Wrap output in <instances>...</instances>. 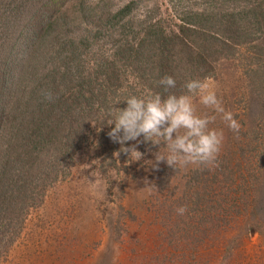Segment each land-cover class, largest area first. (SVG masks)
<instances>
[{"label":"trees","instance_id":"1","mask_svg":"<svg viewBox=\"0 0 264 264\" xmlns=\"http://www.w3.org/2000/svg\"><path fill=\"white\" fill-rule=\"evenodd\" d=\"M141 2L113 8L106 0H0V261L20 237L28 212L82 156L92 129L101 152L120 151L107 135L109 113L124 108L115 103L120 94H188L189 80L213 78L220 62L243 52L249 83L264 88V0H202L203 6L186 8L175 0L173 25L156 5ZM166 76L176 81L167 91L159 84ZM221 165L192 170L181 201L207 206L209 182L245 201L239 210L248 209L253 188L264 194L248 170L261 186L244 178L247 190L235 188L236 181L227 184ZM263 172L259 167L264 181ZM217 191L218 200L227 197ZM262 206L264 198L253 204Z\"/></svg>","mask_w":264,"mask_h":264},{"label":"rangeland","instance_id":"2","mask_svg":"<svg viewBox=\"0 0 264 264\" xmlns=\"http://www.w3.org/2000/svg\"><path fill=\"white\" fill-rule=\"evenodd\" d=\"M127 1L106 0L113 8ZM172 1L142 0L141 6L151 9L156 5L159 15L173 25ZM193 5L203 6L202 0L180 2L183 8ZM249 69L243 52L234 60L220 62L211 78L223 108L240 123L239 133L193 97L196 115L215 116L209 129L224 135L218 163L225 169L219 171L224 170L227 184L236 181L235 188L240 190L249 189L243 180L253 181L256 187L262 182L264 188L257 173L259 167L264 169V88L249 83ZM260 72L264 73V66ZM130 96L137 97V90L120 94L115 103L125 108L123 102ZM97 133L92 129L84 153L68 176L50 186L42 204L28 212L20 237L0 264H264V207L253 208L264 194L259 196L253 188L248 209L239 210L245 201L209 182L212 188L204 183L208 205H186L182 194L188 181L191 185L192 170L200 166L173 170L160 163L152 167L154 153L166 154L163 142L160 146L139 143L137 150L143 154L139 161L124 153L117 157L114 151L101 152ZM135 144L129 141L124 147ZM247 170L261 182L248 178ZM95 180L101 183L93 189L89 182ZM151 185L157 190L149 191L146 187ZM216 189L227 197L223 194V200H218ZM180 206H187L185 216L176 213Z\"/></svg>","mask_w":264,"mask_h":264},{"label":"clouds","instance_id":"3","mask_svg":"<svg viewBox=\"0 0 264 264\" xmlns=\"http://www.w3.org/2000/svg\"><path fill=\"white\" fill-rule=\"evenodd\" d=\"M159 84L167 91L175 88L176 81L171 76H166ZM184 87L188 94L169 95L167 98L153 94L146 99L130 96L123 102L126 104L125 108L116 107L109 113L107 125L111 131L107 135L113 142L121 145L120 151L115 153L117 157L124 153L128 155V159L139 161L143 158V154L137 150L139 143L160 146L163 142L166 154H161L160 151L154 153V162L150 161L154 168L160 163H165L173 170L190 165L219 167L218 157L223 144V132L209 129L215 116L196 115L193 97H198L199 103L205 108L220 114L231 131L239 133L241 125L232 112L223 108L210 77L189 80ZM46 99H52L50 93L46 94ZM140 137H143L142 141ZM129 141H137V144L124 147ZM89 183L95 189L101 182L95 180L94 183ZM146 188L149 191L157 190L155 185ZM175 211L183 216L188 209L187 206H180Z\"/></svg>","mask_w":264,"mask_h":264}]
</instances>
